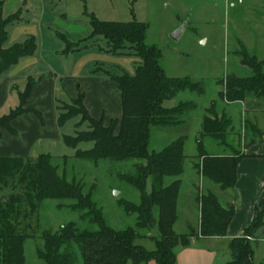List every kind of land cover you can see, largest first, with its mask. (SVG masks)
I'll return each mask as SVG.
<instances>
[{"label": "rangeland", "instance_id": "rangeland-1", "mask_svg": "<svg viewBox=\"0 0 264 264\" xmlns=\"http://www.w3.org/2000/svg\"><path fill=\"white\" fill-rule=\"evenodd\" d=\"M7 16L20 11L22 21L9 27L7 46L24 42L30 35L36 36L38 50L28 60L31 65L13 67L2 80L7 78L3 88L6 101L0 103V116L9 114L19 105V91L25 89L27 77L38 78L44 75L41 88L42 96L34 97L29 107L40 110L43 123L39 124L34 115L22 120H36L34 130L39 132L36 139L26 151L15 152L11 148L12 138H7V156H21L26 161H34L40 154H50L51 163L57 167L59 177L66 183L78 187L84 197H90L96 208L101 210L109 226L116 230L135 227L137 215L127 213L121 205L122 201L140 203V192L130 184L139 175V167L146 165V160L118 161L103 159L97 162L77 159L75 149L68 147L64 135H74L80 117L71 119L64 127H59L57 105L64 101L72 104V98L77 94V85L90 94V86L94 80L110 79L105 72H93L101 67L110 75L135 74L137 65L141 62L134 55H113L108 52L107 41L102 37L90 38L92 19L111 22H130L134 19L147 25L146 44L157 47L162 54L160 64L168 77H189L194 82L203 85L204 94L184 91L175 98L165 101L166 108H173L182 102L192 101L196 109L186 114L184 123L173 127H152L149 142L150 152H159L173 141L185 137L184 153L185 173L178 178H168L171 183L176 179L182 182L181 195L178 200V219L174 231L179 235L199 231V216L197 208L191 205L192 195L205 193L198 185L197 178L191 173L193 164L196 166L202 160L198 155V141H201L207 154L234 153L241 155L242 142L247 144L253 134L252 126L243 125L245 137L241 130V110L234 107L227 111L233 117V128L226 133V143L222 147L211 138H201V121L206 109L215 104L214 113L222 117L224 105L220 99L223 85L220 81L228 75L239 77L250 76L251 70L241 64L238 52L246 50L249 55L264 60V0H7ZM186 28L178 40L172 35L183 24ZM64 34L73 43H80V50L63 53L65 42L58 36ZM73 47H77L74 44ZM25 62V61H23ZM113 100L117 99L121 107L119 91H112ZM118 94V97H117ZM101 102V98H99ZM100 104V103H99ZM98 104V105H99ZM106 109L107 103L101 102ZM100 104V105H101ZM92 115L96 116L94 107L88 102ZM116 112L107 115L116 118ZM15 127L20 132L21 119ZM31 121L26 122L30 125ZM109 125V124H107ZM87 123L81 127L86 130ZM256 130V129H255ZM257 131V130H256ZM118 132V129L115 133ZM24 146H28L27 143ZM94 143H82L78 149H92ZM231 146L228 150L227 148ZM211 155V154H210ZM213 184V183H211ZM215 191L222 197L219 185L213 184ZM27 184L11 183L0 194L1 199L10 202L17 198L16 210L20 215L11 216L18 225V230L29 236L25 241V264H45L37 256V250L43 247L44 231L57 232L62 225L75 222L80 228L90 224L84 218L87 210L74 211L70 206L73 200H57L47 198L33 199L26 194ZM147 191H152L151 179L148 180ZM233 197L232 191H225ZM33 195V194H32ZM227 196V195H226ZM224 197V196H223ZM222 197V198H223ZM157 216V208L155 209ZM94 228V227H90ZM262 230L251 242L255 251L254 264L264 261V234ZM142 237L136 244L148 250H154L155 244L149 237L158 235L154 230L141 231ZM202 245H206L205 242Z\"/></svg>", "mask_w": 264, "mask_h": 264}, {"label": "trees", "instance_id": "trees-1", "mask_svg": "<svg viewBox=\"0 0 264 264\" xmlns=\"http://www.w3.org/2000/svg\"><path fill=\"white\" fill-rule=\"evenodd\" d=\"M21 19L20 11L8 18L3 17V1L0 0V77L17 65L21 59L33 56L37 49L34 36L22 43L7 46L9 27ZM90 38L102 37L107 41L108 52L113 55H134L141 59L135 74L114 75L122 95V117L106 125L104 119H95L88 111L83 93L72 100V104L58 105L59 127H64L71 119L80 117L74 135H64V143L75 149L77 159L97 162L103 159L118 161L146 160L139 167V175L129 182L140 192V203L122 201L127 213L137 215L136 226L116 230L109 226L101 210L97 209L91 198L84 197L78 187L66 183L57 173V167L51 163L50 154H41L34 161L22 157L0 156V194L11 183H26V194L33 199L47 198L73 200L74 211L87 210L84 218L90 224L79 228L75 222L62 225L55 232L44 231L43 247L37 250V256L45 264H177L176 250L187 246L191 236L205 238L224 237L235 215L234 206L223 207L219 198L211 191L198 193L200 205L199 231L189 235H178L174 225L178 219L177 201L181 189V180L168 183V178H178L184 173L186 156L184 147L186 138L181 137L159 152H150L149 142L152 127H173L183 123V117L196 109L192 101L182 102L173 108L164 107L165 101L175 98L184 91L204 94L203 85L189 77L173 78L165 74L160 64L161 51L146 44L147 25L135 19L130 22H111L92 19ZM60 38L66 42L65 53L80 48V43H72L63 34ZM77 44V47H73ZM241 64L248 67L252 74L239 77L228 75L220 81L223 90L220 99L228 104L247 98H264V60L251 56L244 49L238 52ZM35 81L29 79L26 89L19 93L20 104L9 114L0 117V138L3 130L14 132L11 123L26 109ZM215 104L206 110L203 117L201 138L215 139L219 144L226 143V133L233 127L232 120L223 114L219 118L214 113ZM42 120V115L34 111ZM87 123L86 130L81 127ZM118 129V132L115 131ZM264 137L262 133L260 138ZM94 143L92 149H78L82 143ZM199 158L201 163L195 166L198 175L208 179L226 191L237 183V168L242 155L216 156L206 153L201 141ZM151 179L152 191H147ZM33 194V195H32ZM13 202L0 200V264H25L24 245L29 236L18 230L11 216L20 215L16 210L17 198ZM157 208V216L155 209ZM94 227V228H90ZM264 227V200L255 207L254 219L245 236L229 242L230 261L225 264H254V248L250 237ZM158 231L151 235L155 249L148 250L136 244L141 231ZM260 264H264V261Z\"/></svg>", "mask_w": 264, "mask_h": 264}, {"label": "crops", "instance_id": "crops-1", "mask_svg": "<svg viewBox=\"0 0 264 264\" xmlns=\"http://www.w3.org/2000/svg\"><path fill=\"white\" fill-rule=\"evenodd\" d=\"M1 1H3V17L8 18L9 16L13 15L14 13L7 16V10H6L7 0H1ZM21 21H22V17L18 23H20ZM30 36H34V35H30ZM58 36L60 37V34H58ZM29 37H27V38H29ZM34 37L36 38V36H34ZM36 42H37V39H36ZM65 44H66V42H65ZM65 49L63 50V53H65ZM37 50H38V45H37V49H36L35 53L37 52ZM79 50H80V48L75 49L74 51H71L69 53L76 52ZM30 57H32V56H30ZM28 58L29 57L21 59L20 62L13 67L18 66L21 63H23V64H21V66L22 65H25V66L31 65L28 60H25ZM23 61H25V62H23ZM98 71H102V72L107 73L110 76L109 77L110 79H107V80L105 79L102 82H100L99 80H94V83H92V85L90 86V89H91L90 94H87L85 91L83 92L81 90V88L79 87V85H77V89H78L77 94L75 95V97L72 98V100L76 99L79 96V94L83 93L85 96L84 103H85L88 111L90 112V109L88 107V102H89L91 104L92 108L94 107V110H95L94 112L96 114H98V115L94 116L90 112L91 116L95 119H102L103 118L105 124L107 125L112 120L120 119L122 117V95H121V92L118 88L117 83L112 80L113 75H110L108 70L101 68V67L96 68V70H94L93 72L98 73ZM8 72H6L4 75H2L0 77V81L5 75H7ZM29 79H32L35 81L33 90L31 92V97H30L28 104L26 106V109L29 110V112L21 115L20 117H18L17 119H15L11 123V126H12L14 132L3 130L2 137L0 138V156L7 157V154L4 153L5 149H7V142H6L7 138H9V139L12 138V140H13L12 144L10 146L11 148L14 149L13 151L21 152V151H26V149L36 140L34 138H36L39 134V132L36 133L34 130V127L36 126L34 121H36V120H32V119L29 120L28 119L29 122L31 121L30 125L28 126V125H26V122H28V121H25L22 119L24 117H28L29 115H34L36 118H38L39 124L43 123L42 112L36 108L29 107V102L34 97L40 98L42 96V94H43L42 91L44 92V90H45V89L41 88L42 82L44 81V75L43 76L41 75L38 78H35L33 76L27 77V83H26L25 89L27 87ZM6 82H7V78H5L4 80H2V82H0V103L1 102L3 103L6 101L5 96L3 97V88L6 86ZM111 90L112 91L117 90L120 92L121 107L119 106V103L117 100L118 98L113 100ZM23 91H19L18 94L20 92H23ZM117 97H118V94H117ZM99 98H101V102L105 101L108 104L106 109L102 106L101 102L99 101ZM61 103H66V102L61 101ZM222 103L224 105V108L222 109V112H224L223 114H226L227 117H229L232 120V122H234L233 117H232V115H229V113L231 114V112H229L227 110L229 108L232 109V107H234L233 109H235L236 112H239V110H241V119L243 118L242 119L243 124H241V130H242L244 137H245V134H244L245 132L243 130L244 124L252 126L253 128H255L257 130V131L255 129L253 130L254 131L253 134L255 136H252L250 138L249 143H247V144H245L243 142L241 143L242 149H240V151H241L240 154L242 155V158L239 161L238 168H237V183L233 188L226 190V191H232L233 194H231V195L233 197H229V194H225L228 192L224 191V192H222V194L224 196V197L222 196L223 197L222 198L219 195V193H217L215 191V186H213V184H214L213 182H211L208 179L198 175L194 164H193V169H191V173L193 175H195V177L197 178L199 188L201 190H205L204 191L205 193L208 191L213 192L219 198L223 207L226 208L229 206L230 207L234 206L235 215H234V217H233V219H232V221H231V223L227 229L226 236H224V237H211V238H205L202 236H191L189 239V244L187 246H179L176 250L177 264H225V263L229 262L231 259L230 253L228 251L229 242L234 238L245 236L246 229H248L249 226L251 225V223L253 222L256 205L259 204L262 200H264V137L260 138V135L262 133L264 134V98H261V99L247 98L246 100L241 101V102L228 104V103L222 101ZM19 104H20V101H19ZM56 108L58 110V105ZM34 111H38L41 113L42 120L38 115H36V113ZM113 111L116 112V114H115L116 118H112V117H110L111 115H107L109 112H111L113 114ZM0 117H2V116H0ZM20 119H21V122L19 125L22 128V130H24L21 133L22 140L18 139L20 132L15 127V125L17 123H19L18 121ZM184 122H185V120L183 119V123ZM202 122H203V118L201 121L200 135L202 133ZM57 124H58V119H57ZM164 128H166V127H164ZM25 143H27V145H28L27 147L24 146ZM219 145L222 147L223 146L227 147V146H225V144H219ZM202 146H203V144H202ZM230 147L231 146H229L227 148V150ZM197 148H198V155H197V157H198L199 152H200L199 145L197 146ZM210 154L216 155V156H224V155H233L234 153L224 152V153H210ZM8 157H21V156H8ZM184 173H185V165H184ZM211 183H213V184H211ZM181 188H182V184H181ZM180 195H181V189H180V193H179V198H180ZM197 195H198L197 192H195L192 195L191 205L194 209L197 208V210H198L199 227H200L201 215H200V205L197 201ZM179 198H178V200H179ZM177 211H178V201H177ZM191 232L192 231H190V233ZM189 234H184V235H189ZM256 238L257 237H250V241L253 242L256 240ZM262 240L264 241V239H262ZM200 241L205 242L206 245H202V243H198ZM150 264H156V263L150 262Z\"/></svg>", "mask_w": 264, "mask_h": 264}, {"label": "water", "instance_id": "water-1", "mask_svg": "<svg viewBox=\"0 0 264 264\" xmlns=\"http://www.w3.org/2000/svg\"><path fill=\"white\" fill-rule=\"evenodd\" d=\"M185 28H186V24L184 23L177 31L174 32V34L172 35V38L174 40H178L183 34ZM261 234H264V230L261 232Z\"/></svg>", "mask_w": 264, "mask_h": 264}]
</instances>
